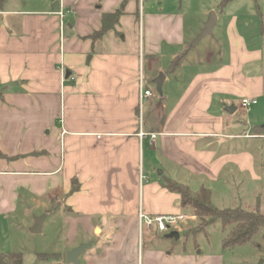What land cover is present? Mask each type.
<instances>
[{"label":"crops","instance_id":"1","mask_svg":"<svg viewBox=\"0 0 264 264\" xmlns=\"http://www.w3.org/2000/svg\"><path fill=\"white\" fill-rule=\"evenodd\" d=\"M253 2L246 12L218 4L205 49L190 58L178 5L46 0L20 9L0 0V215L22 207L79 217L85 231L84 223L95 230L96 223L115 224L119 243L96 264H137L139 210H182L166 179L211 196L247 172L259 179L264 161L258 166L246 144L264 138V1ZM117 11L116 22L91 38L103 15ZM140 82L150 97L140 98ZM243 97L260 108L242 109ZM221 245L219 253L196 248L141 258L225 264L222 238Z\"/></svg>","mask_w":264,"mask_h":264},{"label":"rangeland","instance_id":"2","mask_svg":"<svg viewBox=\"0 0 264 264\" xmlns=\"http://www.w3.org/2000/svg\"><path fill=\"white\" fill-rule=\"evenodd\" d=\"M12 1V5L21 9V7L36 8L46 0ZM23 1L24 5L21 6ZM158 1H162L163 7H175L177 5L182 7L185 38L187 37L188 45H191L190 49L192 50L189 57L192 58L196 52L203 51L208 40V35H205L204 39L202 38L195 45H192V40L189 41V38L195 35L197 31H201L210 12L217 11V5L224 0ZM263 1L260 0L262 3ZM225 3L227 10L230 11L240 8L246 12V9H253L254 7L253 0H225ZM261 7L264 9V4ZM225 13L230 14L227 11ZM152 88L154 90V97H158L160 91L156 85L152 84ZM255 105L252 104L250 107L258 110L260 105ZM243 112L241 114L244 116L245 112ZM246 144L254 152L256 164L261 167V163L264 161V138L247 140ZM256 172L259 176L257 180L251 179L252 176L247 172L246 177H243L241 182L227 184L225 186L227 190L225 191H214L213 196H211L212 204L217 208L241 206L248 210H254V207L258 205L259 211L264 214V164L261 172L260 170H256ZM145 179L142 181L144 182ZM237 179L240 180L239 177ZM221 195L223 198H220ZM23 209L25 208L19 207L15 213L0 215V252L20 253L22 264H75L67 262L66 254L70 249L82 243H91V245L79 255L78 264H96L104 249L112 251L114 245L117 242L119 243V240L115 241L112 238L113 232L111 230L113 229L111 227L115 224L107 222L96 223L95 226H98V228L95 230L88 223H84L83 226L88 230L85 231L81 224H76L75 220H79V217L76 216H74L76 218L72 217L69 219H64L62 215H55L51 218L49 215L45 216L42 231L33 233L29 229L34 222V218L37 217V211L25 213ZM178 215H183L180 223H177L178 229H173L179 232L178 239L166 237L165 234L158 233L157 231L145 232L140 235L137 230V241L133 246L136 252V257L134 258L137 259V263L141 261L144 264L143 259L147 255L154 254L156 251L170 254L179 253L184 250L194 252L196 248L202 251H214L218 253L221 251V238L224 232L218 221L207 225L203 223H201L203 225L199 224L198 218L192 212V208L189 205L182 207ZM100 227L104 229L98 232ZM261 233L262 229L253 236L252 242L226 247L224 250V263L260 264L261 258H264L257 246L262 242ZM141 255L142 257L144 256L143 259Z\"/></svg>","mask_w":264,"mask_h":264},{"label":"trees","instance_id":"3","mask_svg":"<svg viewBox=\"0 0 264 264\" xmlns=\"http://www.w3.org/2000/svg\"><path fill=\"white\" fill-rule=\"evenodd\" d=\"M225 1V0H224ZM224 1L219 4L221 7ZM119 12L103 15V25L99 31H95L90 37L96 39L103 35L109 22H116ZM1 95V92H0ZM164 187L179 195V205L191 206L192 212L199 220V224H209L218 221L224 235L222 244L224 247H233L247 242H252L253 236L262 229V242L258 244V250L264 257V214L256 205L254 210H248L241 206L217 208L211 202L210 191L204 187L192 191L188 186L166 179ZM201 224V225H203ZM0 264H22L20 253L0 252Z\"/></svg>","mask_w":264,"mask_h":264},{"label":"built area","instance_id":"4","mask_svg":"<svg viewBox=\"0 0 264 264\" xmlns=\"http://www.w3.org/2000/svg\"><path fill=\"white\" fill-rule=\"evenodd\" d=\"M65 15V12L62 10L59 12V16L62 18ZM64 27V22H60V33H62ZM66 78L68 76H65ZM152 95V92L149 89H145L142 85V82L139 83V96L140 98H147ZM257 101L255 98H247L243 97L240 101V106L247 110L250 108L252 104H255ZM144 132L140 131L139 136L143 137ZM150 139L153 141L156 133H151ZM179 214V213H178ZM178 214H148L143 210H139L137 218H138V232L142 235L145 232H154L157 231L161 234H166L173 229H178L177 223H180V219L183 215ZM179 217V219H178ZM140 247V246H139ZM140 252V248H139ZM140 258V257H139ZM137 264H143L141 261H138Z\"/></svg>","mask_w":264,"mask_h":264},{"label":"water","instance_id":"5","mask_svg":"<svg viewBox=\"0 0 264 264\" xmlns=\"http://www.w3.org/2000/svg\"><path fill=\"white\" fill-rule=\"evenodd\" d=\"M215 20H216L215 13L214 12H210L207 21L203 25V28L201 29L199 34L193 40L192 45H195L203 36H205L206 34L211 32V28H212ZM162 81H163V74L160 73V74H158L157 78L155 79V84H156V87H157L158 90L161 87ZM225 110L231 113V112H233L235 110V106L234 105H230V106L226 107ZM44 218H45L44 214L35 217L34 218V222H33L32 226L30 227L29 230L31 232H33V233L41 232L42 231V227H43ZM165 236L166 237H173L175 239H178L179 238V232L175 231V230H172V231H169L168 233H166ZM90 245H91V243H82V244L70 249L67 252V254H66L67 262L78 264L79 255L86 248H88ZM263 262H264V258H261L260 264H262Z\"/></svg>","mask_w":264,"mask_h":264}]
</instances>
